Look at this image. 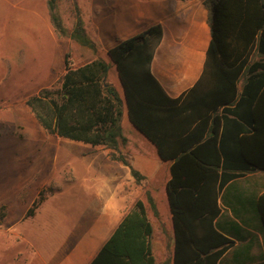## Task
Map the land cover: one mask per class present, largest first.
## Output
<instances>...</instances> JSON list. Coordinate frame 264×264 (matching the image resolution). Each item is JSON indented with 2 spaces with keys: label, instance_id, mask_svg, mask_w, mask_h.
<instances>
[{
  "label": "trees",
  "instance_id": "obj_1",
  "mask_svg": "<svg viewBox=\"0 0 264 264\" xmlns=\"http://www.w3.org/2000/svg\"><path fill=\"white\" fill-rule=\"evenodd\" d=\"M56 2L46 0L55 35L96 53L75 1L69 31L57 14ZM203 5L210 34L203 71L196 85L179 98L170 99L150 70L162 38V27L156 24L107 51L123 92L109 82L110 65L102 58L74 68L66 55L58 86L43 88L25 102L48 134L103 147L109 159L127 167L139 184L144 177L120 150L126 141L120 126L126 105L130 124L156 147L160 159L172 162L166 188L174 230L173 264H217L233 244L214 227L219 191L236 177L264 173V0H204ZM199 93L203 97L196 102L195 113L188 100ZM218 109L221 116L216 115ZM178 114H187V127L197 120L198 127L211 121L212 135L196 144L199 140L187 134L183 146L163 147L171 138L166 125ZM146 200L155 214L147 194ZM43 201L40 194L26 217ZM257 207L264 238V192ZM3 217L0 212V222ZM151 233L146 206L136 201L90 264H154Z\"/></svg>",
  "mask_w": 264,
  "mask_h": 264
},
{
  "label": "rangeland",
  "instance_id": "obj_2",
  "mask_svg": "<svg viewBox=\"0 0 264 264\" xmlns=\"http://www.w3.org/2000/svg\"><path fill=\"white\" fill-rule=\"evenodd\" d=\"M73 1L95 42L93 15L102 0H57L68 31ZM96 50L55 35L46 0H0V264H26L53 242H68L98 215L108 195L115 165L107 151L48 134L25 103L39 90L58 86L66 55L74 68L102 58L110 65L109 82L120 90L112 63ZM40 194L44 201L26 217Z\"/></svg>",
  "mask_w": 264,
  "mask_h": 264
},
{
  "label": "crops",
  "instance_id": "obj_3",
  "mask_svg": "<svg viewBox=\"0 0 264 264\" xmlns=\"http://www.w3.org/2000/svg\"><path fill=\"white\" fill-rule=\"evenodd\" d=\"M203 2L102 0L103 7L93 15L95 42L92 41L107 56V51L118 42L160 24L162 38L152 58L150 70L170 99L179 98L196 85L203 71L210 40L207 11ZM109 37L115 38L112 46L105 43ZM202 95L191 94L188 100L194 104L195 113H198L199 108L196 102ZM221 112L218 109L216 115L221 116ZM186 115L178 114L173 122L166 125L165 129L171 138L163 142V147L183 146L187 143L184 140L187 134L191 135V139L199 140L196 144L204 143L212 135L211 121L198 127L197 120L187 127ZM120 126L126 140L120 150L144 180L136 184L129 169L113 161L115 166L114 172L109 175L108 195L103 204L97 207L98 215L86 227L72 233L68 242H53L45 252L35 253L26 264H90L136 201L143 202L147 209V218L152 227L149 243L154 264H173L174 230L166 188L171 179L172 162L160 159L156 147L130 124L126 105L123 106ZM221 131L222 126L218 129V140ZM230 146L234 147L232 143ZM263 192V172L236 177L219 191V213L214 219V227L233 244L217 264L263 262V226L257 207L258 198ZM146 194L152 200L155 214L147 203Z\"/></svg>",
  "mask_w": 264,
  "mask_h": 264
},
{
  "label": "water",
  "instance_id": "obj_4",
  "mask_svg": "<svg viewBox=\"0 0 264 264\" xmlns=\"http://www.w3.org/2000/svg\"><path fill=\"white\" fill-rule=\"evenodd\" d=\"M116 74H117V71H116ZM116 76H117V81H118V84H119V86H120V88H121V91L123 92V85H122V83H121V81H120V78H119L118 75H116Z\"/></svg>",
  "mask_w": 264,
  "mask_h": 264
}]
</instances>
